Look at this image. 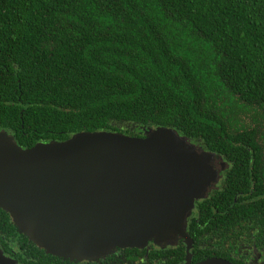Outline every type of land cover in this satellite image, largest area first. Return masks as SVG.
<instances>
[{"label": "trees", "instance_id": "trees-1", "mask_svg": "<svg viewBox=\"0 0 264 264\" xmlns=\"http://www.w3.org/2000/svg\"><path fill=\"white\" fill-rule=\"evenodd\" d=\"M155 127L230 164L195 202L205 223L216 207L246 211L249 191L264 189V0H0V130L20 147ZM188 218L191 264L223 254L198 248L204 218ZM176 239L65 258L0 207V253L13 264H184Z\"/></svg>", "mask_w": 264, "mask_h": 264}, {"label": "water", "instance_id": "water-1", "mask_svg": "<svg viewBox=\"0 0 264 264\" xmlns=\"http://www.w3.org/2000/svg\"><path fill=\"white\" fill-rule=\"evenodd\" d=\"M215 157L168 127L143 137L83 132L27 149L0 130V207L50 254L98 257L179 237L191 264L187 219L217 181ZM0 264L13 263L0 253Z\"/></svg>", "mask_w": 264, "mask_h": 264}, {"label": "flooded vegetation", "instance_id": "flooded-vegetation-1", "mask_svg": "<svg viewBox=\"0 0 264 264\" xmlns=\"http://www.w3.org/2000/svg\"><path fill=\"white\" fill-rule=\"evenodd\" d=\"M218 158L221 159L217 164L220 179L216 181L212 188L216 190L221 188L225 170L230 165L223 157L220 156ZM212 192L208 193V196ZM245 206L246 211H242L241 214L233 213L236 211L235 207H232L234 209L233 212L230 207H222L223 209L216 207L214 213L215 216L217 215L218 221L216 218L213 226L210 227L208 222L205 223L208 217L204 213L196 214L205 210H198L195 203L193 211L195 217H198L196 222L199 221L201 216L204 218V223L201 222L197 225V232L192 234L197 238L198 248L209 246L214 251H222L223 254L213 256L212 258L218 260V264H264V189L250 190L245 201ZM187 235L191 240V247L188 250L191 263V251L194 245L190 235ZM178 244L179 241H176L175 245L171 246V248H177ZM184 253L185 264L187 256L185 242Z\"/></svg>", "mask_w": 264, "mask_h": 264}, {"label": "rangeland", "instance_id": "rangeland-1", "mask_svg": "<svg viewBox=\"0 0 264 264\" xmlns=\"http://www.w3.org/2000/svg\"><path fill=\"white\" fill-rule=\"evenodd\" d=\"M215 159H216V163L220 162V160H221V159H219V158H217V157H216ZM216 163H214V162L212 163V167H213V169H214L215 171L218 170V168H217L218 165H216ZM219 178H220V177H219ZM218 180H219V179H218ZM212 186H214V185H212ZM212 186H211V187H212ZM211 187H210V189H211ZM210 189H209V190H210ZM207 195H208V193H207ZM152 244H154L155 246H158V247H162V246H164V244L161 243V242H159V243H154V242H152Z\"/></svg>", "mask_w": 264, "mask_h": 264}]
</instances>
